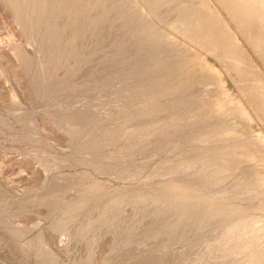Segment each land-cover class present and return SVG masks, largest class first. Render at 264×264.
Returning <instances> with one entry per match:
<instances>
[{"label": "rangeland", "instance_id": "obj_1", "mask_svg": "<svg viewBox=\"0 0 264 264\" xmlns=\"http://www.w3.org/2000/svg\"><path fill=\"white\" fill-rule=\"evenodd\" d=\"M15 1L0 0V264H264L246 255L264 194L245 195L243 161L264 133L217 112L241 104L227 67L254 24L220 57L172 27L218 0Z\"/></svg>", "mask_w": 264, "mask_h": 264}, {"label": "bare ground", "instance_id": "obj_2", "mask_svg": "<svg viewBox=\"0 0 264 264\" xmlns=\"http://www.w3.org/2000/svg\"><path fill=\"white\" fill-rule=\"evenodd\" d=\"M181 2H182V0H181ZM192 3H194V2H192ZM218 4L223 8V11L222 10L220 11L218 8H217L218 10H215L216 8L215 9H208L205 6H200L199 8H196L195 10H187V9L183 10L182 12H180V14H178L179 16L176 18V20L174 19L175 21L173 22L172 27L175 30H177L181 35L188 38L191 41V43L193 45L199 47V49L202 48L203 50H205L211 54H214V55L221 57V56H224L226 54L225 48H227L226 46H228V44L230 42L233 43V45H237V46L241 44L239 42L238 33L242 34L243 38L248 39L250 35L247 34V31H248L247 26L252 25L251 23L254 24L255 28L253 27L254 28L253 29L251 27V29L253 31L250 29V31H252V34H251L252 37H250L251 43L247 44L246 47L244 45V47L238 48L239 58L241 56H243L244 54L247 55L246 59L244 60V65H241V64L239 65L237 63L236 65L227 67V69H228L227 74L231 73V72L235 73L236 84L238 86H242V88H240L241 89V98H242L241 104L237 103L234 105L233 108L230 107L228 110L225 111L224 109H227V108L224 107L223 102H226L227 99H226V96L225 97L221 96L222 104L217 109V112L224 114V117H226V118L229 117L232 120H235V118H245L246 120H248V122L251 125L257 124L262 129V131L264 133V0H218ZM181 5H179V7H181ZM213 8H214V6H213ZM170 22H172V21H170ZM231 23L234 26V30L231 29V26H230ZM248 24H250V25H248ZM150 25H153V24H150ZM173 28L171 30H173ZM250 31H248V32L250 33ZM181 41H182V39H181ZM242 41H244V40H242ZM248 41H249V39H248ZM209 98H207V99H209ZM190 100L192 102V99H190ZM181 101H183V100H181ZM181 101H180V103H183ZM187 102H185V103L187 104ZM201 102H202V100H201ZM200 103L198 105H201ZM192 104L193 103H191V105H190L191 108H192ZM182 105H184V103L181 104L180 106H182ZM183 107H181V108H183ZM173 108H175V106ZM177 108H178V106H177ZM177 108H175V109H177ZM187 109L189 110V107H187ZM184 110L182 112H184ZM195 116H196V114H195ZM226 122H228V121H226ZM220 126L221 127H219L215 131V133L213 134L214 137L222 138V137H227V136H233V134H235V128L233 127V125L222 126V124H221ZM211 137L212 136H210V138L207 137V139L209 138V140H210ZM202 140H204V139H202ZM205 140H206V138H205ZM241 141H240V143H241ZM205 142H207V141H205ZM243 143L235 144L233 147L231 146L232 149L230 151L231 152L236 151L237 148H240L243 146L242 145ZM244 147L247 149V152L243 158V161L245 163H249V164L254 163V165H255V168L251 169L249 171L250 174H248L247 179H245L246 180V184H245L246 193H245V195L247 193H250V192L254 193V194H264V142L262 141L261 137H259L257 135L255 139H251L247 144L244 145ZM207 149H209V148H207ZM226 152H224V153H226ZM222 157H224V156H222ZM233 157H235V156H233ZM227 158H229V157H227ZM222 159H225V158H222ZM222 159L218 160V161H222ZM236 159H239V158H236ZM236 159L235 160H233V158L230 159V161H231L230 164L232 165L233 168L236 167L240 162V161H237ZM223 163H224V160H223ZM226 163H227V161H226ZM226 167H228V166H226ZM234 169H233V171H234ZM236 171H237V169H236ZM226 173H228V170ZM235 197H236V195H235ZM260 232L262 233L263 236L261 235V237L263 238L264 237V233H263L264 232V223H262V225L260 224ZM250 236L248 234V237H250ZM248 246L249 247H248V250L246 251V253H247L246 255L253 257L252 260L253 259L259 260L262 257H264V242L260 241V237H257L256 235L253 234V237L251 236L250 238H248ZM246 259H247V257H246Z\"/></svg>", "mask_w": 264, "mask_h": 264}]
</instances>
